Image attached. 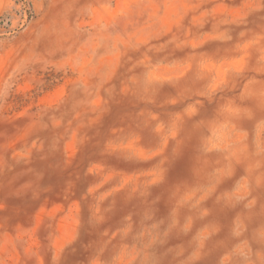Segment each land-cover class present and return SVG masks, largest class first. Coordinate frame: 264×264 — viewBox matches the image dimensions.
<instances>
[{
	"label": "rangeland",
	"instance_id": "374dc122",
	"mask_svg": "<svg viewBox=\"0 0 264 264\" xmlns=\"http://www.w3.org/2000/svg\"><path fill=\"white\" fill-rule=\"evenodd\" d=\"M0 264H264V0H0Z\"/></svg>",
	"mask_w": 264,
	"mask_h": 264
},
{
	"label": "trees",
	"instance_id": "16d2710c",
	"mask_svg": "<svg viewBox=\"0 0 264 264\" xmlns=\"http://www.w3.org/2000/svg\"><path fill=\"white\" fill-rule=\"evenodd\" d=\"M29 7L31 8V4H29ZM32 14H33V13H32V10L30 9V10H29V18L32 16Z\"/></svg>",
	"mask_w": 264,
	"mask_h": 264
}]
</instances>
